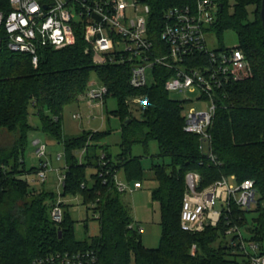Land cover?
<instances>
[{"label": "trees", "instance_id": "trees-1", "mask_svg": "<svg viewBox=\"0 0 264 264\" xmlns=\"http://www.w3.org/2000/svg\"><path fill=\"white\" fill-rule=\"evenodd\" d=\"M140 1L151 9L150 28L154 27L158 38L165 11L193 5L196 0ZM219 1L221 11L211 31L220 41L224 32L236 33L238 46L251 63L252 76L228 85L226 96L218 101L210 129L218 164L201 151L196 134L184 131V104L169 98L165 82L170 71L166 68L155 67L153 84L133 88L129 84L131 67L97 63L85 53L81 35L74 46L40 49L37 66L28 54L13 53L6 48L0 51V131L17 135L12 147L0 148V264H32L41 256L79 250H94L99 264H248L246 256L231 246L226 234L233 225L246 229L247 240L257 243L264 252L262 0ZM10 10L9 0H0V11ZM92 74L108 87L107 99L112 97L118 102L113 112L122 122L117 160L102 143L111 131H84L70 137L64 133L65 108L83 100ZM139 96L147 97L149 102L140 108V116L135 117L126 101ZM32 116L39 118V130L64 146L66 177L62 196H78L83 205H96L93 209L98 213L100 232L91 243L74 240L73 222L66 212L61 224L54 223L50 211L57 195L45 190L37 192L26 179L30 170L36 173L38 169L28 170L24 162L28 136L35 130L30 121ZM150 141L157 142L156 158L162 161L151 167L157 182L151 198L160 206L162 230L156 249L143 245L141 229L130 207L123 203V194L118 192L112 175L107 184L99 178L100 158L105 153L112 172L123 170L129 183L142 184L141 160L132 155V148L142 144L148 151ZM90 167L96 173L89 181L86 170ZM189 172L200 174V190L232 176L238 183L254 181L256 209L243 211L232 202L230 213H223L216 227L206 226L201 232L183 229L181 214ZM251 213L255 216L249 219Z\"/></svg>", "mask_w": 264, "mask_h": 264}, {"label": "built area", "instance_id": "built-area-1", "mask_svg": "<svg viewBox=\"0 0 264 264\" xmlns=\"http://www.w3.org/2000/svg\"><path fill=\"white\" fill-rule=\"evenodd\" d=\"M11 10L0 11V51L28 54L34 66L39 62V51L45 47L62 49L74 46L78 35L85 43V53L97 63L129 65L131 87L144 88L155 82V67L170 71L165 90L199 93L197 100L206 103L205 110L190 109L185 113L184 131L196 134L208 160L218 164L212 150L213 125L218 101L226 96V88L233 82L252 76V67L244 51L235 47L208 48V34L215 26L221 11L219 0H196L193 5L176 6L164 13V23L158 38L150 28L151 9L140 0H9ZM156 27V26H155ZM110 91L100 80L91 81L83 102L85 112L77 119L93 117L95 107H103ZM149 99L144 96L128 99L130 107L143 108ZM35 154L40 159L36 179L44 184L48 179L49 163L43 161L47 146L34 141ZM62 155L58 160H62ZM99 178L107 184L112 175L118 192L124 194L128 186L118 172H112L106 154H101ZM112 173V174H111ZM65 175L60 174L59 187L65 186ZM201 176L197 172L186 175V192L181 214L182 228L201 232L206 226L216 227L223 213H230L231 203L243 211L257 207L255 182L241 183L234 176L200 190ZM135 183L134 189L142 188ZM84 187V185H83ZM220 209H216V204ZM67 204L61 193L50 211L57 225L64 220ZM96 205L93 204L91 208ZM98 218V213L94 212ZM228 224L229 216H226ZM230 226L226 234L231 246L243 253L248 264H264V252L257 243L246 238L245 231ZM196 246L192 248L195 253ZM32 264H99L94 250L66 251L35 258Z\"/></svg>", "mask_w": 264, "mask_h": 264}, {"label": "rangeland", "instance_id": "rangeland-1", "mask_svg": "<svg viewBox=\"0 0 264 264\" xmlns=\"http://www.w3.org/2000/svg\"><path fill=\"white\" fill-rule=\"evenodd\" d=\"M253 10V8H251ZM238 37L233 31H226L223 34L222 40L211 32L208 34V48L214 50L222 47H235L238 46ZM92 80H98L95 74L91 76ZM169 98L174 101H180L184 104L185 113L190 109L205 110L206 103L201 102L198 99L199 93L192 94L190 92H170ZM118 108V102L116 99L109 97L103 107H95L93 109V117L88 120L87 118L77 119L75 114L78 112H85L86 105L83 101L79 103L71 104L65 108L63 116V129L67 137L80 135L84 131H111V135L103 140V144L107 147L108 153H110L114 160H117V156L120 153L121 144V119L114 115ZM132 113L135 117L140 116V108L132 106ZM31 124L35 127V130L31 131L28 136V148L24 154V162L26 169H32V167H39L40 159L35 154L34 141L40 140L46 144V156L43 157V161L49 163L48 179L42 184L37 181L35 171H29L26 179L32 189L37 192L45 190L47 192H53L58 195L62 194V188L59 187L58 179L60 174H66V159L65 149L63 145L58 144L55 140L45 135L39 130L40 120L37 116H32ZM17 135L9 133L6 130L0 131V148L12 147L15 143ZM159 153L157 142L150 141L148 151L142 144L134 145L132 148V155L138 157L142 164V188L134 189L133 182L129 183L125 177L123 170L118 172V177L122 183L128 186L127 191L122 195V201L131 209V214L134 221L139 225L141 229V237L143 245L150 249H156L160 245L161 240V226H160V206L157 202H154L151 198L152 190L157 187V182L154 179V173L151 171L152 164L154 162H162L157 160ZM62 155V160H58V156ZM84 154H80V161L83 162ZM168 160L165 163L168 164ZM96 173L95 168H88L86 170V179L91 180V175ZM66 200L68 207H64V211L68 214L69 219L73 222V237L76 242H88L91 243L94 237H97L100 232L99 221L94 217V209L85 206L82 203V199L76 197H63ZM220 204H216V209H220ZM255 216L254 213L248 214V218L252 219ZM246 229L243 230V232Z\"/></svg>", "mask_w": 264, "mask_h": 264}, {"label": "water", "instance_id": "water-1", "mask_svg": "<svg viewBox=\"0 0 264 264\" xmlns=\"http://www.w3.org/2000/svg\"><path fill=\"white\" fill-rule=\"evenodd\" d=\"M260 19H261L262 26L264 28V0H262V3H261Z\"/></svg>", "mask_w": 264, "mask_h": 264}]
</instances>
